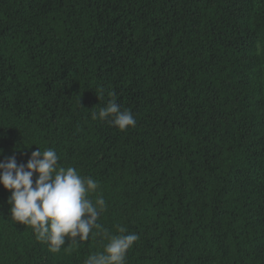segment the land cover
Wrapping results in <instances>:
<instances>
[{
    "label": "trees",
    "instance_id": "1",
    "mask_svg": "<svg viewBox=\"0 0 264 264\" xmlns=\"http://www.w3.org/2000/svg\"><path fill=\"white\" fill-rule=\"evenodd\" d=\"M113 98L135 127L92 119ZM38 147L98 181L109 235H139L126 264H264V0H0V161ZM10 196L0 264L109 242L54 253Z\"/></svg>",
    "mask_w": 264,
    "mask_h": 264
},
{
    "label": "clouds",
    "instance_id": "2",
    "mask_svg": "<svg viewBox=\"0 0 264 264\" xmlns=\"http://www.w3.org/2000/svg\"><path fill=\"white\" fill-rule=\"evenodd\" d=\"M109 96L115 97V93ZM91 115L92 119L108 120L121 131L136 125L133 113L122 110L114 98ZM59 160L53 148L41 151L38 147L26 164H18L15 155L0 161V184L11 191L8 202L12 219L31 226L37 239L47 242L54 253L61 250L66 237L87 241L90 233L102 234L109 242L102 252L88 255L84 264H126L127 252L139 235L123 234V227L119 229L121 235H109L98 223L107 208L104 197L97 196L95 201L89 198L98 189V181L82 176L75 167H61ZM34 174H38L35 181Z\"/></svg>",
    "mask_w": 264,
    "mask_h": 264
}]
</instances>
